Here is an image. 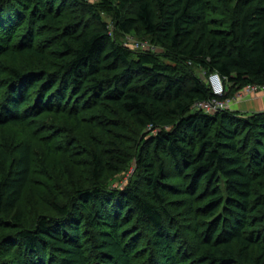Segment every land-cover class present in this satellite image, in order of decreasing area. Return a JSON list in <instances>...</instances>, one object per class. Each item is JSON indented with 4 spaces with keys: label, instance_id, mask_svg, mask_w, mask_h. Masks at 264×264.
<instances>
[{
    "label": "trees",
    "instance_id": "trees-1",
    "mask_svg": "<svg viewBox=\"0 0 264 264\" xmlns=\"http://www.w3.org/2000/svg\"><path fill=\"white\" fill-rule=\"evenodd\" d=\"M230 1L236 15L224 23L207 19L208 0H101L98 8L115 18L122 33L142 31L160 49L134 53L114 41L98 14L93 28L72 27L63 0H0V61L31 58L53 65L50 72L0 64V126H23L46 112H77L81 101L91 100L112 105L135 127L158 131L142 139V185L110 190L108 162L95 155L94 184H75L74 201L55 203L56 214L42 215L33 228L19 209L31 151L19 146L0 177V264H136L135 240L125 229L131 212L149 237L147 263L183 264L170 239L169 206L182 201L172 202L173 195L205 203L199 208L205 229L197 225L205 248L196 264H264V224L257 216L264 211V112L194 108L215 97L208 84L212 73L231 85L221 99L264 85V0ZM128 4L136 8L134 17L123 15ZM26 18L27 34L14 42ZM48 24L59 40L45 52L33 31Z\"/></svg>",
    "mask_w": 264,
    "mask_h": 264
},
{
    "label": "rangeland",
    "instance_id": "rangeland-1",
    "mask_svg": "<svg viewBox=\"0 0 264 264\" xmlns=\"http://www.w3.org/2000/svg\"><path fill=\"white\" fill-rule=\"evenodd\" d=\"M100 1L63 0L64 10L70 18L69 23L72 27H77L79 30L91 29L97 24L95 16L98 14L107 24L111 36L118 44L128 47L134 53L160 51L152 38L142 31H134L127 35L122 33L117 28L115 18L98 8ZM208 3L210 4V12L207 15L209 21L214 19L229 23L235 18L236 3L230 0H208ZM135 9L133 4H128L123 10V15L134 17ZM28 28L26 18L16 28L14 42L25 36ZM56 34V30L50 24L36 26L33 31L36 45L45 52L55 48L53 44L59 40ZM0 64L5 68L19 64L23 71H33L37 68L53 71V65L50 67L31 58H20L17 63L14 58L9 57L2 59ZM188 67L199 78L207 79L208 73L194 63H189ZM225 86L227 93H230L231 85L226 82ZM261 101H241L234 105L231 112L243 116L264 112V104ZM116 125L124 128L119 129ZM157 132L151 128L135 127L128 118L108 103L81 101L77 112L68 114L46 112L23 126H0V177L8 173L10 163L16 158L17 148L28 145L31 151L32 171L29 184L19 203V209L27 215L30 227L33 228L42 215L56 214L55 203L65 204L74 201L75 184L87 188L94 184L95 155L108 162L109 169L104 180L108 181L110 190L122 191L135 184L142 185L138 169L140 151L142 147L146 148L142 139ZM114 154H120L130 161L125 165L118 163L112 158ZM185 198V195L170 196L172 202L182 200L179 204L169 206L173 221L170 239L175 247H178V251L183 253L181 254L182 260H185L183 264H196L198 254L205 248L198 242L197 234V225L201 230L206 226V219L199 215V208L205 203L183 201ZM131 215L132 222L125 229L128 238L132 237L135 240L136 264H148L150 252L147 231L145 226L137 221L133 212ZM257 216L263 220L258 223L261 226L260 224H264V211H259ZM3 234L4 232L0 230V239ZM231 248L237 253L236 244Z\"/></svg>",
    "mask_w": 264,
    "mask_h": 264
},
{
    "label": "built area",
    "instance_id": "built-area-1",
    "mask_svg": "<svg viewBox=\"0 0 264 264\" xmlns=\"http://www.w3.org/2000/svg\"><path fill=\"white\" fill-rule=\"evenodd\" d=\"M225 83V80L218 73H212L208 77V84L215 97L211 100L196 103L194 108L208 114H216L227 110L232 111L234 105L241 101L257 100L260 96L264 97V85L250 84L242 88L233 98L221 99L227 94Z\"/></svg>",
    "mask_w": 264,
    "mask_h": 264
},
{
    "label": "crops",
    "instance_id": "crops-1",
    "mask_svg": "<svg viewBox=\"0 0 264 264\" xmlns=\"http://www.w3.org/2000/svg\"><path fill=\"white\" fill-rule=\"evenodd\" d=\"M258 100H262L261 102L264 104V97L263 96H260L259 98H257V100H254V101H258ZM261 104V103H259Z\"/></svg>",
    "mask_w": 264,
    "mask_h": 264
}]
</instances>
